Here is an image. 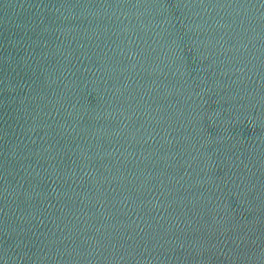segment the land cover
I'll return each mask as SVG.
<instances>
[{
  "label": "water",
  "instance_id": "water-1",
  "mask_svg": "<svg viewBox=\"0 0 264 264\" xmlns=\"http://www.w3.org/2000/svg\"><path fill=\"white\" fill-rule=\"evenodd\" d=\"M0 224L78 264H264V0H0Z\"/></svg>",
  "mask_w": 264,
  "mask_h": 264
}]
</instances>
